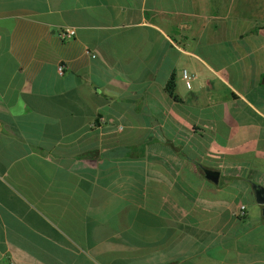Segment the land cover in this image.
Returning a JSON list of instances; mask_svg holds the SVG:
<instances>
[{
  "label": "crops",
  "instance_id": "obj_1",
  "mask_svg": "<svg viewBox=\"0 0 264 264\" xmlns=\"http://www.w3.org/2000/svg\"><path fill=\"white\" fill-rule=\"evenodd\" d=\"M260 187L264 0H0V264H264Z\"/></svg>",
  "mask_w": 264,
  "mask_h": 264
},
{
  "label": "built area",
  "instance_id": "obj_2",
  "mask_svg": "<svg viewBox=\"0 0 264 264\" xmlns=\"http://www.w3.org/2000/svg\"><path fill=\"white\" fill-rule=\"evenodd\" d=\"M74 34H75V30L73 28L65 27L59 31L58 36L60 37L61 40H67V39L72 38L74 36ZM58 71L60 73L63 71L62 65L58 66ZM182 76L184 78L186 86L189 88L191 85V81L195 78V74H190L186 70H183ZM244 209H245L244 205L240 206V210L242 212L244 211Z\"/></svg>",
  "mask_w": 264,
  "mask_h": 264
},
{
  "label": "trees",
  "instance_id": "obj_3",
  "mask_svg": "<svg viewBox=\"0 0 264 264\" xmlns=\"http://www.w3.org/2000/svg\"><path fill=\"white\" fill-rule=\"evenodd\" d=\"M165 88H166V91L172 96V98L176 99V95L174 94V76L173 75L170 76L169 80L166 83ZM260 189L263 190L264 192V189H262L261 187Z\"/></svg>",
  "mask_w": 264,
  "mask_h": 264
},
{
  "label": "water",
  "instance_id": "obj_4",
  "mask_svg": "<svg viewBox=\"0 0 264 264\" xmlns=\"http://www.w3.org/2000/svg\"><path fill=\"white\" fill-rule=\"evenodd\" d=\"M207 178H209L213 182H217L218 172L212 170L205 171Z\"/></svg>",
  "mask_w": 264,
  "mask_h": 264
}]
</instances>
